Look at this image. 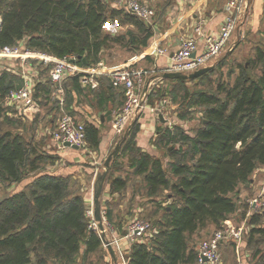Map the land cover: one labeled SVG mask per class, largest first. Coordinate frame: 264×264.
<instances>
[{
	"label": "trees",
	"instance_id": "obj_1",
	"mask_svg": "<svg viewBox=\"0 0 264 264\" xmlns=\"http://www.w3.org/2000/svg\"><path fill=\"white\" fill-rule=\"evenodd\" d=\"M155 18L154 13L152 22ZM109 21L132 25L139 38L130 31L125 42L124 34L105 33ZM152 35V23L124 8H111L104 0H0V48L16 46L56 58L74 55L80 65L91 66L111 45L138 53ZM253 52L246 62L223 58L198 78L164 79L171 86L150 91L148 106L153 105L152 96L169 97L176 105L200 109L201 118L193 136L176 126L155 130L167 147L177 145L169 151L166 169L159 158L134 147L139 123L131 125L123 143L130 166L142 176L148 196L167 190L171 202L149 232L130 243L126 264H196L199 243L190 246L189 238H199L210 227L219 229L235 215L232 194L264 166V51L257 47ZM7 61L0 59V187L8 189L30 174L34 177L23 189L0 198V264H76L80 253L85 263L101 249L103 239L91 224L87 202L72 175L37 172L46 156L31 134L25 138L12 130L31 128L14 117L18 112L6 102L8 93L22 85L18 71L7 70ZM38 65V76L49 75L51 64ZM48 75L34 87V98L44 103L50 102L52 91ZM79 79L72 76L62 84V111L68 114L66 82L78 91ZM189 83L200 86L191 89ZM54 104L60 109L58 102ZM84 129L87 148L96 150L98 128L86 123ZM113 182L117 188L124 186L120 179ZM262 218L264 212L250 215L247 240L255 234L264 237V226H256ZM257 254L251 256L253 264H264V257Z\"/></svg>",
	"mask_w": 264,
	"mask_h": 264
},
{
	"label": "crops",
	"instance_id": "obj_2",
	"mask_svg": "<svg viewBox=\"0 0 264 264\" xmlns=\"http://www.w3.org/2000/svg\"><path fill=\"white\" fill-rule=\"evenodd\" d=\"M140 1L152 8L156 15L155 20L152 22L153 35L150 43L146 47L140 48V51L136 54L131 52L127 47H124V58L122 60H120V57L119 59H113L115 57H111L109 54L104 61L103 56L107 49L103 50L98 63H101L102 68L105 70L119 69L122 66H127L134 69H144L147 72L151 71V75L144 80V84L157 75H160L161 77L162 73L166 71L170 64L171 55L179 48L182 39L195 38L197 41L198 52L203 50L205 38L207 36H214L220 31L225 18L224 8L228 2V0ZM254 1L255 0H249L246 19L233 32L230 41L228 42V47L233 45L232 48H241L243 45L245 51H242V55H249L248 59L252 57L255 48L259 47L264 51V0H257L256 3ZM253 5L256 7L255 12H252ZM130 31L139 38V33L136 31V28L129 24H124L123 26L116 21H109L104 27V32L112 36L124 34L125 42L129 37L127 33ZM114 47L119 48L118 45H114ZM232 48H228L227 51L230 52ZM157 49H160L163 52L157 53ZM111 52H117L118 56L121 54L117 48H114ZM17 65L18 68L15 70L19 71L22 69L21 65ZM96 65L91 66L95 67ZM38 66V64L32 63L31 66L27 65L23 68V70H27L28 74L31 76L33 90L37 83L44 82V78L37 75ZM12 69H14L13 66ZM79 77L80 89L78 91L73 89L70 81L66 82L68 110L76 120L78 119L79 122L83 124L89 123L98 128L100 139L99 144L96 150H90L88 148L89 152H85L80 148L72 149L65 146L62 148L57 146L56 149L55 144L53 143L54 141L52 140V142L49 138L50 141L46 147H48L52 153L56 154L59 157L58 159L62 160L63 165L66 166L54 174L72 175V173L80 172L79 169L84 167L83 164L86 163L85 159L89 158L91 161L88 162V164L93 167L97 161L104 160L116 145V138L118 135L112 127V121L114 114L121 108L123 103L124 95L122 88L113 84V81L106 73L94 75L91 80L94 87L90 83H84L82 81V76ZM166 84L171 86V82L164 83L163 78L156 79L153 81L151 90L154 87L164 88ZM97 94H101L102 97H98ZM155 98L156 100L153 104L155 103L156 105L160 100H168V103L162 108L163 121L159 119L158 113L151 110H155L157 107L160 108L161 101L157 106L155 104L148 106L138 119L139 131L134 140V147L138 148L142 153L159 158L164 167L163 163L169 160L160 153V149L155 147V137L159 136L156 134L155 130L157 128L170 127L169 116L174 112L176 104L172 103L169 97H162L160 100H157V97ZM35 102L37 107L32 109L24 108L21 105H14L17 110H20L18 113L14 114V117H19L28 122L30 126H28V128L33 130L31 137L33 141H37V139L45 141L46 134H49V137L51 136L50 131L52 128L44 127L43 131H41L39 130L41 129L39 124L35 127L33 126V128L32 124L35 123L34 119L35 116H37L36 113L41 109L40 112L46 111V113H43L42 121H46L54 110L48 105V102L44 103L36 99ZM99 103L102 104L101 108L98 105ZM123 143L121 144L118 157L113 161L114 163H112V174H109L108 178L106 177L107 179L104 182L101 194L104 200L103 203L109 209L108 213L112 214L113 212L115 217H118L114 218V220L124 221L121 223V225H123L121 232L117 233L118 230L116 231V234L120 237L125 235L127 227L133 220L137 219L139 214L143 215L144 207L142 206L146 201H154V198L161 193L164 194V198V196L169 193L167 190H162L157 195H147L143 178L141 175L136 174L134 168L130 166V153L128 149L124 150ZM117 161L118 163L122 161L121 169L113 167L116 165ZM255 171L256 170H254V172ZM254 172L251 175L250 183L248 184L249 186L253 184L254 179L252 177ZM115 179L122 180L124 186L122 188H117L113 182ZM138 181L140 184L136 187L135 183ZM81 188L85 187L82 186ZM142 189L144 195H139L137 191ZM257 195L258 194H256V196ZM167 200L168 199L166 198V201ZM231 219L232 217L227 219L226 222H229ZM240 222V226H246L243 220ZM202 232L204 231H201V233ZM205 233L208 234V232ZM245 233L246 231L243 235ZM241 242L235 243L233 241H223L220 244L219 250L222 253L221 264H249V251L247 252V246L246 243L243 242V239ZM130 243L131 242L127 240H123L120 243L126 263ZM108 255L112 264H118L117 261L119 258L116 254L115 259L112 258L109 252Z\"/></svg>",
	"mask_w": 264,
	"mask_h": 264
},
{
	"label": "built area",
	"instance_id": "obj_3",
	"mask_svg": "<svg viewBox=\"0 0 264 264\" xmlns=\"http://www.w3.org/2000/svg\"><path fill=\"white\" fill-rule=\"evenodd\" d=\"M249 0H228L225 5V18L220 31L214 36H207L204 42L203 50H197V41L195 38H185L180 41L179 48L173 52L170 57V64L167 72H180L182 74L192 73L200 68L211 66L213 61L228 47L231 35L242 24L247 16ZM126 11L133 13L146 23H152L154 10L140 0H124L122 5ZM157 53H162L160 49ZM0 59L11 61L19 60L22 69L18 71L22 79V85L18 89L11 90L6 102L9 106H23L24 108H36V102L33 96V82L24 66H30L31 61H37L42 65L51 64L49 71V81L51 83L50 99H56L60 110L64 105V89L62 84L72 76H82L84 83L92 85V78L95 74L106 73L109 75L113 84L122 88L124 99L121 108L114 114L112 127L115 133L122 136L128 133L131 125L138 121L141 114L148 107L147 100L151 91L153 81L161 78L155 76L144 84V80L151 75V71L144 69H134L122 66L119 69L105 70L102 64L94 66H83L77 61L74 55H65L60 58L52 57L36 51H22L19 47L4 46L0 48ZM30 64V65H29ZM12 72L15 69L8 68ZM154 73V72H153ZM156 82V81H155ZM94 87V85H92ZM168 103L167 99L161 101L160 108L151 109L162 115V108ZM15 107V106H14ZM20 109V108H19ZM51 138L58 147H64L65 143L76 145L78 148L86 146L84 124L77 121L70 114L63 112L57 119L55 128L50 132ZM261 194L253 197L249 202L251 206H257ZM261 201V200H260ZM260 205V204H259ZM259 205L255 208H258ZM151 229L150 222L143 220H133L127 227L125 235L118 240L109 242L115 244V254L126 264L124 254L120 246V241H135L143 237ZM245 226L234 227L224 222L223 226L214 230L199 245L196 255V264H221L219 247L223 241H233L239 243L242 241ZM105 246L107 244L105 243Z\"/></svg>",
	"mask_w": 264,
	"mask_h": 264
},
{
	"label": "rangeland",
	"instance_id": "obj_4",
	"mask_svg": "<svg viewBox=\"0 0 264 264\" xmlns=\"http://www.w3.org/2000/svg\"><path fill=\"white\" fill-rule=\"evenodd\" d=\"M104 1L106 2L107 6H109L111 8H115L117 10L122 8V5L124 3V0H104ZM254 2L256 3L257 0H255ZM255 11H256V7H255V5H253L252 12H255ZM123 33H124V31H123ZM113 47H114V45H111L112 49L109 48L104 52L105 53L103 56L104 61H105V58L109 56V54L111 57L112 56L115 57L113 59H119V57H120V60H122L124 58V49L114 47V48H117V50L121 53L118 56L117 52H115V53L111 52L112 50H114ZM236 48L237 47H235V48L233 47L230 52H228L227 49H225L213 61V64L211 66L214 67L215 65L218 64L219 60H221L223 58H227L228 60L238 61L241 63L246 62V60H248L249 55H242V51L244 50L243 45L241 46V48H237V49ZM17 63L20 64L19 60H16L14 62L11 60L7 61V65L9 68H12V66L14 69L18 68ZM32 63L37 64V61L32 60L30 64H32ZM223 72L224 73L226 72V68H223ZM42 77L46 78L47 77L46 73H42ZM212 78L217 79V77H215V75H213ZM198 86H200V85L199 84L195 85L194 83H189L188 88L193 89V88H196ZM155 100H156V98L154 96H152V98L149 99V103L153 104V102ZM53 102L54 103L57 102L56 99H50V102L48 103V105L51 106L52 108H54L53 109L54 112H52V114L49 115V117L46 119V121H42L43 113H46V111L40 112L42 109L40 111H38L36 113L38 117L35 116V119H34L35 123L32 124V128H33V126L35 127L38 124L41 126V129H39L41 131H43L44 127H49L50 129L52 128L51 130H53L55 128V124L57 122V119L61 115L62 110H60L59 108H58V110L55 109V104ZM12 109H15L16 112L20 111V110H17L16 107H13ZM63 111H65V110H63ZM179 113H183V114L185 113L187 115L186 119L178 118ZM200 118H201L200 109L192 110V109H187L184 105H182V106L181 105L180 106L175 105L174 112H172L171 115L169 116V122H170L169 126L171 128H173L175 126L180 127L187 135L193 136L195 129L199 127ZM50 120H51V122H50ZM77 121H78V119H77ZM22 123H23V125H25L27 127L29 126L28 122L25 121L24 119H22ZM29 123H30V121H29ZM12 130L22 133L25 136V138H27L28 134L32 135V131H33V130L32 131L29 130L26 132L22 129H12ZM158 137H155V140H154L155 147L160 149V153L163 154L166 157V159L169 160V151L171 150V148H177V145H168V147H167V144H165V142L163 140L160 142ZM49 138L52 141L51 136L49 137V134H46L45 141L42 139L41 140L37 139V141H34L38 150L41 151L44 156H46L45 157L46 160L44 162L40 163L39 170L37 171L39 173L40 172L55 173V172H59L62 168L66 167L63 165V161L58 159L59 157L56 154L52 153L48 147H46V145H48V143L50 141ZM120 138H121V136L118 135V137L116 138L117 139L116 144ZM55 147L57 149L56 144H55ZM81 150H83L85 152H89L87 145L84 148H81ZM112 151L113 150H111V152ZM119 151H120V149H119ZM104 160L97 161V163H95V165L93 167H91L88 164V162H90L91 159L90 158L85 159L86 163L83 164L84 167H81L79 169L80 172H75L74 174L72 173V175H73L72 181L75 182V188L77 189L78 193L81 194L85 198V200L87 202V207H88L87 214L91 219V224H92L93 228L96 229L98 233H100V232L96 228V223L93 221V218H92V209H93L92 195H93V188H94V185L96 182V176L103 171ZM166 163L167 162L163 163L165 168H167ZM110 165H111V163H110ZM113 167H117L118 169H121L122 168V161H120V163H118V161H117L116 165H114ZM111 169L112 168L110 167L108 174H107V178H108L109 174H112ZM36 174H38V173H35V175ZM33 177H34V175L30 174L24 180H22V182L20 184L13 185L8 189L0 187V198L5 196V195H8L10 193H13V192H16V191L23 189L27 185V183L32 181ZM252 178L254 180H253V184L251 186L239 185L237 190L232 194V198L236 203V213L233 216V218L228 222V225L238 227L241 225L240 221H242V220L244 221V224L246 225L245 226L246 233L244 235V238H242V239H243V242H245L247 244V248H246L247 252L249 251V253H248L249 260H250L249 264L254 263L253 259L251 258V256H253L254 253L255 254L258 253L257 256L260 255V256L264 257V237L255 234L254 237H252L253 239L251 241L249 239L247 240V236H249V231L251 229V226L249 225L250 215L256 211L260 215L263 214V212H264V166L258 167L256 169V171L254 172ZM139 184H140L139 181L136 182L135 183L136 187L139 186ZM82 186H84L85 188H81ZM137 193L139 195H144L143 189L138 190ZM256 194H258V195L261 194V197H260L261 201L259 200L258 204H256L257 206L260 204L258 208H255L257 206H251L249 204V202H251L254 199L253 197H255ZM163 195H164L163 193L159 194L157 197L154 198V201H146L145 204H143V206H142V207H144V213H143V215L139 214L137 217V220L147 221V222H150V224H151V223H154L156 219L160 218L162 216V213H163V210H162L163 207L169 205L171 202L170 200L166 201V198H165L166 195L164 196V198H163ZM248 200H249V202H248ZM103 201L104 200H103L102 195H101V197H100V210H101V217H102L104 234H105V238L102 240L101 249L99 251L89 255V257H87V260H86L87 262H85V263L83 262L82 255L80 253L77 257L76 264H88V263L89 264H112L111 260L109 258V255H108L107 246H105V242L106 241L107 242H113L114 240H118L119 238L122 237V236L121 237L118 236L116 234V231L118 230L117 233L121 232L122 227H123V225H121V223L124 221L114 220V218H118V217H115V214L113 212H112L113 215L108 213L109 209L107 206H105ZM105 212H107L108 215H110V217H109L110 223H108L106 221V217H105L106 213ZM256 226H264L263 218L259 221V223ZM214 230H215L214 228L210 227L207 229L208 234L205 232H202L201 233L202 235L199 238H191V239L189 238L190 246H196L197 247V244L198 243L200 244L204 239H206L207 235H210ZM255 240H257V241L253 242ZM122 241H120V243ZM111 247L115 251V249H116L115 244H112ZM236 249H237V247H236ZM236 249H235V252H236ZM220 256L222 257L221 252H220ZM124 260H125V258H124ZM117 262H118V264H123V261L121 259H118Z\"/></svg>",
	"mask_w": 264,
	"mask_h": 264
},
{
	"label": "water",
	"instance_id": "obj_5",
	"mask_svg": "<svg viewBox=\"0 0 264 264\" xmlns=\"http://www.w3.org/2000/svg\"><path fill=\"white\" fill-rule=\"evenodd\" d=\"M82 63H84V60H82ZM212 69V66H207V67H203L200 68L192 73L189 74H182L180 72H167L165 71L164 73H162L161 78L163 79H175V78H179V79H184V80H190V79H195L198 78L200 76H202L203 74L207 73L208 71H210ZM159 119L161 121H163V117L162 115H158ZM127 135V132H125L121 138L119 139V141L117 142V144L115 145L113 151L106 157V159L104 160L103 163V171L101 173H99L96 176V182L93 188V195H92V205H93V209H92V218L93 221L96 223V228L99 230V234L100 237L102 239L105 238V234H104V227H103V222H102V217H101V210H100V197L102 194V190H103V185L105 182V179L107 177L109 168H110V163L111 161L116 158L119 154V149L121 147V144L123 143V141L125 140ZM65 147H69L72 149H79L78 146L76 145H70L69 143H65L64 144ZM107 244V250L110 253V255L112 256V258L115 259V252L111 247V244L109 242H105Z\"/></svg>",
	"mask_w": 264,
	"mask_h": 264
}]
</instances>
